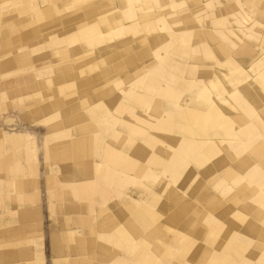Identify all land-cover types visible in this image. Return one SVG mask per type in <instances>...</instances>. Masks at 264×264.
<instances>
[{"label": "bare ground", "instance_id": "bare-ground-1", "mask_svg": "<svg viewBox=\"0 0 264 264\" xmlns=\"http://www.w3.org/2000/svg\"><path fill=\"white\" fill-rule=\"evenodd\" d=\"M7 1L0 0V19L11 24L5 25L9 33L18 27L21 38L34 37L44 42L53 39L51 46L46 45L50 53L44 55L41 53L46 48L38 51L34 45L27 46V50L17 45L24 60L32 61L34 56L36 63L47 58L50 67L73 47L86 57L104 50L115 54L118 49L125 57L110 70L124 69L125 76L118 74L103 82L102 93L109 95L112 103L97 100L82 107L93 122L89 125L92 139L102 145L90 162L92 178L71 177L63 183L72 191H81L83 183L99 184L116 174L132 180L131 187H124L122 199L110 204L93 195L95 188L89 190L102 213L126 214L108 231V237L125 248L123 254L110 259V264H264V0H245L252 14L237 0H65L70 13L63 20L59 18L63 7L56 0H21L24 5L15 9L10 18H4ZM29 17H35L32 22L38 23L25 22ZM21 22L25 23L18 24ZM66 23L68 31L57 34V26ZM202 40H206L203 45ZM236 47L243 55L238 59L240 67L252 72L245 75V87L231 84L227 70L219 66L223 62L219 55L228 53L231 58ZM195 56L214 61L203 62L209 67V76L184 77L185 69L195 66V60H191ZM252 59L257 60L258 67ZM185 90L187 99L182 103L179 99ZM180 124L187 125L186 138L178 135ZM101 131L109 133L101 138L97 136ZM86 141L89 140L84 137L75 141L76 150ZM115 141L119 143L114 144ZM166 142H170L169 148L162 144ZM183 142L187 144V155L175 158L168 164L167 172L162 173L159 164L165 157L155 149H169L172 154L175 147L184 149L183 144H178ZM104 150H108L112 163L121 154L124 162L118 166L122 169L107 172ZM79 162L78 169H85L84 163ZM186 169L184 192L176 176ZM151 172L155 178H141ZM159 174L163 177L157 178ZM198 177L197 186L190 189ZM164 196L173 201L172 206L164 202ZM246 207L248 210H244ZM138 215L142 224L134 229L140 235L134 236L127 225L138 220ZM152 215L154 221H150ZM95 218L93 213V222ZM228 219L236 227L226 229ZM93 222L90 230L95 229ZM169 222L187 224V233L167 225ZM101 223L108 226L110 222L104 219ZM164 226L174 230V235L158 234ZM211 227H216L212 233L208 231ZM70 231L84 234L82 229ZM150 237L153 242L148 240ZM167 239L171 241L164 242ZM93 241L105 257L107 248ZM84 242L83 238L78 239L82 247ZM232 242L235 245L230 249ZM161 245L164 250L158 254ZM251 246L259 250L251 259L253 263L249 261ZM79 247L74 250L77 256L81 253ZM108 260L104 264H109Z\"/></svg>", "mask_w": 264, "mask_h": 264}, {"label": "rangeland", "instance_id": "rangeland-1", "mask_svg": "<svg viewBox=\"0 0 264 264\" xmlns=\"http://www.w3.org/2000/svg\"><path fill=\"white\" fill-rule=\"evenodd\" d=\"M56 1H59L63 7L59 12V18L63 20L64 17L68 16L70 10L64 6L65 0ZM227 1L222 0L224 3ZM237 1L242 3L239 5L243 6L245 11L247 10L248 13L252 14L250 5L248 6L245 0L247 6L243 0ZM7 4L9 6H6L2 12L4 18H10L13 11L22 7L24 2L8 0ZM14 18L17 19V14ZM34 18L29 17L25 22H32ZM5 22L4 19H0L1 31L3 30L0 33V253L4 254L10 251V255L4 256L0 264H79L80 262L82 264H104L107 262L104 260L108 259L109 262L116 254H123L125 248H122V245L115 238L108 237V231L113 230L117 221L122 220L123 215L126 216V214L117 213L112 216L113 212H111L112 214L110 212L102 213L98 209L99 202L93 203L89 190L95 188L93 195L99 196L98 200L101 202L105 201L110 204L111 201L122 199V192L126 191L124 187H131L132 180L119 177L116 174L115 178H111L109 181L105 179L99 184L96 181L94 183L91 181L89 184L82 182L84 185L80 186L81 191H72L63 183H66L67 179L71 177L74 180H78V178L82 180L85 177L92 178L90 162L92 156L96 155L95 150H99L98 147L101 148L102 145L98 146L92 139V126L89 125H92L93 122L86 108L82 107H86L89 103L97 100H102L107 104L112 103L110 96L102 93L103 82L118 74L125 76L124 69L110 72L125 57L121 54L120 49H118L119 51L115 50V54L104 50L86 57L78 52L77 47H73L69 49L68 54H63L62 58L60 57L58 64L47 67L50 64L47 58L34 63V56L32 61L24 60L25 55H20L17 49L18 46L27 49V46L35 45L36 49L39 48L38 51L42 50L46 48L47 44V47L52 45V37L46 42L34 37L21 38L20 35H17L18 27H13L9 33V28L5 25L11 24ZM37 23L32 22L34 25ZM18 24L23 25L22 22ZM57 27L59 29L56 32L59 35L64 34L69 29L68 23L59 24ZM205 42L206 40H202V45ZM241 52L240 48L236 47L233 48L231 58L228 53L224 56L219 55L223 60L219 66L227 70V78L231 84H242L245 87L247 85L245 75L248 76L252 72L243 71V66L240 67L241 62L238 59L243 57ZM49 53L50 49L46 48L41 54ZM252 58L255 59V57ZM243 59L245 60V58ZM254 59L252 62L258 67L259 64L257 63V65V60ZM191 60H195L196 64L191 69H185V78H187V74L210 75L207 74L209 67L203 65V62L211 64L214 63L213 60L209 58L210 62H208L200 56H195ZM181 92L183 93H181L182 97L179 101L185 103L187 90ZM55 102L61 103L55 104ZM135 121L139 123V121ZM185 123L187 124V122ZM177 130L179 136L187 137V125L180 124ZM108 133L101 131V133H97V136L102 138ZM80 137L87 138L89 141L83 143L78 151L74 145ZM116 143L119 141H115L114 144ZM162 144L169 148L170 142ZM178 144H183L184 149L175 147L173 149L175 152L172 154L169 153V149L165 152L160 151V148L155 149L159 156L164 155L165 157V161L159 164L162 173L167 172L168 164H171L175 158L187 155V144L184 142ZM63 148H68L69 151L63 152L65 151ZM257 150L259 149L257 148ZM104 151L107 152L105 155V159L108 161L107 172L111 174L114 170L122 169L121 166H118L124 162L123 158L120 157L121 154L119 153V159L112 163L109 160L108 150ZM79 160L84 163L85 169H78L80 167L78 165ZM182 172L181 176L176 177L178 185L183 187L185 192L187 190V169ZM162 177L163 174L157 176V178ZM141 178L144 181L153 179L155 173L142 175ZM167 181L169 182V178ZM198 181L199 177L195 179L190 189H193L195 185L197 186ZM127 191L130 192L128 189ZM184 199L187 200V193L184 195ZM180 201L184 200L181 199ZM164 202L173 205V201L167 196H164ZM247 207L244 210H248ZM82 208L84 211H81ZM94 208L95 210H93ZM112 210H114L113 207ZM93 213L96 217L94 222L92 221ZM111 218H114L113 221H110ZM137 218L138 220H133L131 225H127L136 234L134 236L140 235L134 228L142 224L139 215ZM104 219H108L110 222L108 226L101 225ZM154 219L152 215L150 221H154ZM91 222L95 225L94 230H90ZM226 222V229L228 226L232 229L234 226L236 227L235 223L232 226L233 221L231 219ZM167 225L187 233V224L169 222ZM211 228V231L208 230L210 233L214 232L216 227ZM76 229H82L84 234L71 233L70 230L75 231ZM96 230H104L107 233H100V235ZM174 233V230H169L167 226H164L158 234L172 236ZM80 237L85 240L83 247L78 243ZM94 239L107 248H105V257L101 256L102 248L100 247V249L99 245L94 246ZM148 240L153 242V237ZM170 241V239L164 240V242ZM157 245L160 244L157 243ZM232 245L235 243L230 244V249L233 248ZM76 247H79L81 251L78 256L74 251ZM133 249L136 250L135 247ZM246 249L248 250V248ZM38 250H41L39 255L37 254ZM163 250L164 246L161 245L157 253L159 254ZM249 251V261L252 262L254 253L259 250L251 246ZM68 255L71 257L65 259L64 256ZM183 263L189 262H178L177 264Z\"/></svg>", "mask_w": 264, "mask_h": 264}, {"label": "crops", "instance_id": "crops-1", "mask_svg": "<svg viewBox=\"0 0 264 264\" xmlns=\"http://www.w3.org/2000/svg\"><path fill=\"white\" fill-rule=\"evenodd\" d=\"M2 255V256H1ZM8 255H10V251H8V252H6V253H0V257H2V260H3V257L4 256H8Z\"/></svg>", "mask_w": 264, "mask_h": 264}]
</instances>
